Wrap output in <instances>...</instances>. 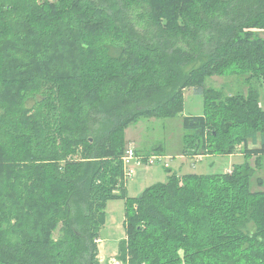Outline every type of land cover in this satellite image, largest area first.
<instances>
[{
	"label": "trees",
	"instance_id": "16d2710c",
	"mask_svg": "<svg viewBox=\"0 0 264 264\" xmlns=\"http://www.w3.org/2000/svg\"><path fill=\"white\" fill-rule=\"evenodd\" d=\"M261 31L264 0H0V264H100L116 200L123 264H264V191L248 162L264 156ZM216 76H248L249 91L207 88ZM188 89L205 110L183 119V156L241 148L246 161L168 170L128 197L127 129L180 116Z\"/></svg>",
	"mask_w": 264,
	"mask_h": 264
},
{
	"label": "rangeland",
	"instance_id": "374dc122",
	"mask_svg": "<svg viewBox=\"0 0 264 264\" xmlns=\"http://www.w3.org/2000/svg\"><path fill=\"white\" fill-rule=\"evenodd\" d=\"M259 35L264 38V31H261ZM247 78L248 76H216L206 81V87L222 91L225 95L248 93L250 84L247 82ZM260 106L264 110V88L261 90ZM204 110L205 104L203 96L197 93L195 89H188L184 93V108L180 116L169 119H141L127 129L126 138L129 139L128 145L133 143L138 151V145L136 143H139V146L146 150L142 152L143 154H157L165 158L164 163L150 168L142 167L137 170L136 176L127 182L126 192L128 197H140L148 187L158 183H167L170 175L173 173L180 176L188 174H222L230 169H232L230 171L232 172L235 166L244 164L246 159L240 154L232 155V157L229 155H211V157L203 158L200 161L182 158L185 136L187 134L183 127V119L188 116H202ZM158 148H162L161 153L155 152ZM138 152L140 153V151ZM240 152H242L241 148ZM262 158V167H257L256 157H251L248 160L256 172L251 181L252 191H264V156ZM165 163L169 165L168 168L165 167ZM168 170H171V174L168 173ZM123 204L125 206V202L123 203V201L119 200L110 201L107 205L106 212H109L110 207L113 206L116 209L115 216L119 217L121 210H124ZM124 215L125 211L120 215L121 224L123 223Z\"/></svg>",
	"mask_w": 264,
	"mask_h": 264
},
{
	"label": "crops",
	"instance_id": "0c3cea01",
	"mask_svg": "<svg viewBox=\"0 0 264 264\" xmlns=\"http://www.w3.org/2000/svg\"><path fill=\"white\" fill-rule=\"evenodd\" d=\"M128 140L129 139H127V141ZM136 145H138V151H140V153H142L143 151H146L143 147L139 146V143H136ZM259 147H260V143L258 144L252 143L249 145L250 149L259 148ZM237 154L244 156L242 152L236 153L234 155H237ZM230 156L232 157V155ZM206 157H211V155L195 157V158L182 156V158H185L187 160H197V161H200ZM231 170L232 169L225 171V173H229ZM126 190H127V184H126ZM115 211L116 209L113 206H111L109 212H106L107 221L101 231L100 239L98 241L100 264H122V262L118 258L119 247H120V243L127 239V235H126V229H125V215L123 216L122 224L120 223V217H121L120 215L124 213L125 206H124V210H121L119 217L115 216V213H116Z\"/></svg>",
	"mask_w": 264,
	"mask_h": 264
},
{
	"label": "built area",
	"instance_id": "2783aa9c",
	"mask_svg": "<svg viewBox=\"0 0 264 264\" xmlns=\"http://www.w3.org/2000/svg\"><path fill=\"white\" fill-rule=\"evenodd\" d=\"M165 158L162 155L141 154L137 151L133 143L127 146L125 155L123 157L124 165V181L127 183L130 179L134 178L137 174V170L142 167H153L157 164L164 163ZM165 167L169 165L165 163Z\"/></svg>",
	"mask_w": 264,
	"mask_h": 264
}]
</instances>
